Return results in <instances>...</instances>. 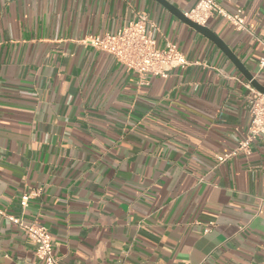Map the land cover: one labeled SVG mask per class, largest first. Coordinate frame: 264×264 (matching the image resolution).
I'll return each instance as SVG.
<instances>
[{
  "label": "crops",
  "instance_id": "1",
  "mask_svg": "<svg viewBox=\"0 0 264 264\" xmlns=\"http://www.w3.org/2000/svg\"><path fill=\"white\" fill-rule=\"evenodd\" d=\"M165 1L183 14L198 2ZM218 2L245 28L205 26L264 85V0ZM138 13L184 67L143 81L85 42ZM248 85L158 0H0V264H41L7 215L44 225L59 264H264Z\"/></svg>",
  "mask_w": 264,
  "mask_h": 264
},
{
  "label": "built area",
  "instance_id": "2",
  "mask_svg": "<svg viewBox=\"0 0 264 264\" xmlns=\"http://www.w3.org/2000/svg\"><path fill=\"white\" fill-rule=\"evenodd\" d=\"M185 14L201 25H205L211 16L220 15L236 29L245 28L243 10L239 8L233 13L227 12L218 0H198L196 5ZM147 22V16L144 13H138L118 31L105 33L101 37L88 36L85 42L111 54L116 61L137 73L143 81L148 74L165 77L171 69L184 67L187 60L174 44L168 42L162 48L156 45L155 39L146 28ZM246 97L249 103L250 133L251 135L264 133V94L252 85H248ZM245 146L247 141L240 143V147ZM226 157L227 155L220 156L218 160L224 161ZM30 197V194L22 195L21 206L25 207ZM0 214H3L1 210ZM7 218L18 225L24 235L35 244V255L41 264H59L58 258L53 253L48 229L44 225L35 222L25 223L11 215H7Z\"/></svg>",
  "mask_w": 264,
  "mask_h": 264
},
{
  "label": "water",
  "instance_id": "3",
  "mask_svg": "<svg viewBox=\"0 0 264 264\" xmlns=\"http://www.w3.org/2000/svg\"><path fill=\"white\" fill-rule=\"evenodd\" d=\"M162 4H164L167 8H169L177 17L182 19L185 23L190 25L196 31L200 32L201 34L205 35L211 41H213L228 57L229 59L235 64V66L245 75V77L250 81L251 85L258 90L260 93L264 94V85H262L257 79L253 77V75L248 72L242 63L236 58V56L230 51V49L226 46V44L215 34L213 33L208 27L205 25H201L189 17L186 14H183L177 10H175L168 2L165 0H158Z\"/></svg>",
  "mask_w": 264,
  "mask_h": 264
}]
</instances>
